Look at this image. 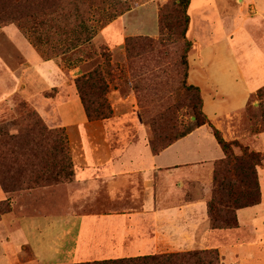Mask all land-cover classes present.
<instances>
[{
	"label": "crops",
	"instance_id": "obj_1",
	"mask_svg": "<svg viewBox=\"0 0 264 264\" xmlns=\"http://www.w3.org/2000/svg\"><path fill=\"white\" fill-rule=\"evenodd\" d=\"M226 1L228 6L220 10L217 0H202L205 3L198 9H194L195 0H190L191 74L206 76L204 85L197 84L203 94L214 90L212 96L204 97L205 111L208 105L234 96L237 109L219 118L208 116L209 124L157 156L148 146L146 129L117 131L113 122L122 121L118 117L103 122L86 119L77 125L80 130L69 136L75 166L73 182L6 195L12 211L0 221V248L4 251L0 264H81L213 248L214 236L222 234L214 235L218 231L211 229L208 201L212 191L208 193L207 189L213 184L215 162L225 155L210 124L226 141H243L264 154V132L251 141V134H240L235 125L241 116L238 108H244L249 97L264 87V0ZM198 12L201 15L195 19ZM128 17L126 14L113 20L97 35L113 51L128 37L140 33ZM198 23L213 37L205 47L198 36ZM221 42L226 44L228 54L218 51ZM36 52L17 25L0 26V54L22 56L19 74L32 70L33 65L54 62ZM237 52L245 53L242 56L250 66L244 65L245 59H240ZM229 57L237 67L236 75ZM7 67L5 64L0 73L2 91L17 72ZM54 68L59 75L60 68L56 64ZM72 70L83 71L80 66ZM226 117L231 119L228 123L234 135L220 124ZM56 124L61 126L60 119ZM132 135L138 139L130 141ZM259 174L264 176L263 168ZM262 204L263 192L259 205L238 211L239 221L243 216L255 219L249 214ZM257 220L255 225H240L236 230L248 233L230 249L236 264H264V218ZM227 236L217 240L215 249ZM217 250L224 254L221 248Z\"/></svg>",
	"mask_w": 264,
	"mask_h": 264
},
{
	"label": "rangeland",
	"instance_id": "obj_2",
	"mask_svg": "<svg viewBox=\"0 0 264 264\" xmlns=\"http://www.w3.org/2000/svg\"><path fill=\"white\" fill-rule=\"evenodd\" d=\"M217 1L220 10L228 6L226 0ZM85 2L86 13L79 20H83L85 26L91 27L93 34L91 42L84 46L79 45L75 47L72 46L75 36L71 29L65 34L52 29L34 28L30 24L25 27L26 33L24 34L23 31L22 33L37 48L38 52L36 54H40L43 59H50L54 62H48L42 66L33 65L32 70L23 75L19 74L21 65L24 63V59L20 54H0V60L1 56H4L2 58L4 62L0 61V73L4 72L5 64L14 71L19 70V72H15L16 76L14 80L7 83L5 91L0 90V129L6 128L10 134H16L19 129L17 125L19 118L18 109L22 104H27L30 109H34L39 113L49 128L56 130L63 129L65 131L72 158L69 136H73L75 132L80 130V127H77V125H81L86 121L83 105L77 97L78 94L74 83L76 79L81 77L83 71L84 75H86L98 66L104 67L105 59L103 56L105 53L111 56L113 70V74L108 80V100L113 111L110 119L114 117L122 118V121L113 122L114 128L117 131H141L144 128L148 132V139H150L149 120L170 108L176 109V112L170 118L174 119L178 123V126H180L177 130H172L170 134H179L188 128L191 122L195 121L193 109L199 106V104L195 95L184 87L185 68L182 64L184 44L183 42L160 43V12L170 0H85ZM195 3L196 7L194 9H198L205 2L195 0ZM124 9H128V11L123 15L127 14L129 16L128 20L133 26L139 27L140 31L137 32L140 33L130 37L135 39L129 44L131 51H127L126 43L113 51L97 35L104 25H107L106 19L110 13L121 12ZM207 12L205 15H208ZM200 15V12L194 13V18H199ZM168 17H173L172 12L168 14ZM197 29L202 46L205 47L206 44L212 43L211 39L213 37L207 34L204 25L198 23ZM187 37H189L188 34ZM192 51L193 49L187 55L189 61L187 84L194 86H197V84L204 85L207 79L205 78L206 76H201L198 73L196 75L191 74L190 55ZM218 51L223 54H228L229 52L226 44L222 42ZM209 52L212 54V49ZM32 54H34L33 51ZM237 54L240 59H245L242 56L245 53L237 52ZM233 56L235 55L233 54ZM229 59L233 63V58L229 57ZM235 59L237 60V58ZM30 61L32 63L34 60ZM54 63L61 70L59 75L55 73ZM244 65L250 66V62L245 59ZM79 66L83 71L72 70ZM231 70L234 75L238 73L234 63ZM65 83H67V86ZM197 87L200 88V86ZM228 87L230 88V86ZM200 91L203 99V111L207 118L208 116L219 118L237 109V97L234 96L231 99L216 102L214 105H208L205 111L204 97L212 96L214 90H206L204 94L201 88ZM7 95L8 99H4ZM262 106L264 108V98L261 100L256 94L249 97V101L244 108H238L241 116L235 125L240 134L250 133L251 141L264 128ZM59 119L61 126L56 124L59 122ZM230 121L231 119L226 117L225 121L220 124L223 128L227 126L228 132L232 134ZM142 134H140V137L145 138V133L144 135ZM137 139L138 137L135 135L129 138L130 141H136ZM250 144L252 145V143ZM259 181L263 192V204L253 209L255 210L254 212H250L249 215H255V219L252 217L249 220L244 216L242 217L239 221L241 227L255 225L258 223L257 217L264 218V176H259ZM214 188L213 181L212 187L207 189L208 193H210V189L213 192ZM39 189L44 188L12 194ZM0 192L2 193L0 201H7V204L12 208L10 200H7V194H4L1 189ZM210 199L211 197L209 201ZM246 217L248 218L249 216ZM218 233L222 234L221 237L215 235ZM214 235L213 248L206 250H214L218 244L217 240L228 235L226 240H223L222 246H217V249L221 248L224 252L221 255L218 250L221 264H236L237 261L235 258H232L230 249L235 245V241L238 243L239 239H246L248 237L247 231H218L214 232ZM229 236L230 238H228ZM3 254L4 251L0 248V256Z\"/></svg>",
	"mask_w": 264,
	"mask_h": 264
},
{
	"label": "trees",
	"instance_id": "obj_3",
	"mask_svg": "<svg viewBox=\"0 0 264 264\" xmlns=\"http://www.w3.org/2000/svg\"><path fill=\"white\" fill-rule=\"evenodd\" d=\"M190 0H170L160 12V43L183 42L182 64L184 87L192 92L199 104L194 107L195 121L179 134L178 123L170 116L176 112L170 108L149 120L151 131L148 146L154 156L182 140L196 129L209 124L203 111L200 88L188 85V53L192 44L188 40ZM85 0H0V26L17 25L25 32L27 25L34 28L52 29L61 33L70 29L74 33L72 46L78 47L93 40L91 27L82 19L86 13ZM128 9L110 13L106 24L122 16ZM172 12L173 17L168 14ZM106 26V25H104ZM27 35V34H26ZM135 39L125 41L127 51ZM104 67L98 66L88 74L75 80V89L83 105L88 122H102L112 117V106L108 100L109 77L112 76L111 56L104 54ZM50 60V59H48ZM257 97L264 98V87ZM264 115V108L262 106ZM16 134L6 128L0 129V189L4 194H12L37 188L53 187L71 183L75 179V166L71 158L68 138L63 129L49 128L39 113L22 104L19 109ZM263 119V117H262ZM263 121V120H262ZM264 123V121H263ZM224 158L214 165L215 188L208 202V215L213 231H233L240 227L238 211L252 208L262 202L259 169L264 167V154L252 150L243 141H226L222 132L212 126ZM264 132L261 131L260 133ZM3 207V208H2ZM12 211L7 201H0V221L2 216ZM81 264H221L218 250H194L187 253L150 255Z\"/></svg>",
	"mask_w": 264,
	"mask_h": 264
}]
</instances>
